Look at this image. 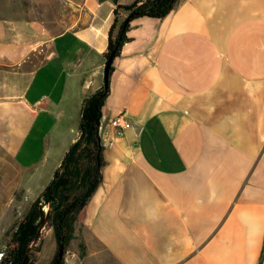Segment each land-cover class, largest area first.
Wrapping results in <instances>:
<instances>
[{
	"label": "crops",
	"instance_id": "obj_1",
	"mask_svg": "<svg viewBox=\"0 0 264 264\" xmlns=\"http://www.w3.org/2000/svg\"><path fill=\"white\" fill-rule=\"evenodd\" d=\"M77 2L92 23L54 36L0 18V145L43 190L105 86L115 6ZM128 36L104 115L129 123L63 264H264V0H180Z\"/></svg>",
	"mask_w": 264,
	"mask_h": 264
},
{
	"label": "trees",
	"instance_id": "obj_2",
	"mask_svg": "<svg viewBox=\"0 0 264 264\" xmlns=\"http://www.w3.org/2000/svg\"><path fill=\"white\" fill-rule=\"evenodd\" d=\"M105 1V0H100ZM180 0H136L130 5L114 4V20L108 33L106 62L114 53V60L121 55L122 48L132 39L128 36L132 22L141 18L164 19ZM114 64V62H113ZM110 67L109 83L89 96L83 104L79 124V137L56 170L54 178L31 204L26 214L17 220L9 233L6 249L0 264H37L33 258L35 249L28 252L40 226L49 211L48 228H53L57 241V253L52 264H63L65 253L74 238V224L78 215L90 201L102 181L105 164L102 135L108 118L104 108L110 96V78L114 65ZM60 251L63 252L60 256Z\"/></svg>",
	"mask_w": 264,
	"mask_h": 264
},
{
	"label": "rangeland",
	"instance_id": "obj_3",
	"mask_svg": "<svg viewBox=\"0 0 264 264\" xmlns=\"http://www.w3.org/2000/svg\"><path fill=\"white\" fill-rule=\"evenodd\" d=\"M80 0H0V18L17 21H41L52 35H57L67 29L80 30L92 23V13L87 7L78 4ZM31 176L20 169L13 156L0 145V257L6 249V242L14 224L28 211L31 204L44 191L41 186L47 183H33ZM49 213V211H47ZM47 225L42 230L37 242L31 248L35 249L33 258L38 262L42 255L43 238L46 239V250L51 242L56 241L53 228ZM52 223H50L51 227ZM55 237V236H54ZM58 250V247H57ZM56 250V253H57ZM70 248H67L69 252ZM70 253V252H69ZM49 253L46 251L39 264H49ZM0 258V260H1ZM65 262V261H64ZM38 264V263H37Z\"/></svg>",
	"mask_w": 264,
	"mask_h": 264
},
{
	"label": "built area",
	"instance_id": "obj_4",
	"mask_svg": "<svg viewBox=\"0 0 264 264\" xmlns=\"http://www.w3.org/2000/svg\"><path fill=\"white\" fill-rule=\"evenodd\" d=\"M128 123L129 118L125 112L108 119L107 125L103 130L102 146L104 148L112 147L115 144L116 138L123 137L125 135V128ZM70 255L71 254L67 252V256L64 257L65 262L68 261Z\"/></svg>",
	"mask_w": 264,
	"mask_h": 264
},
{
	"label": "water",
	"instance_id": "obj_5",
	"mask_svg": "<svg viewBox=\"0 0 264 264\" xmlns=\"http://www.w3.org/2000/svg\"><path fill=\"white\" fill-rule=\"evenodd\" d=\"M114 62V53L111 54V56L108 58L107 62H106V68H105V86L108 85L109 83V74H110V67L111 65L113 64ZM48 220H49V213H47L46 215V218H45V221L43 222V224L40 226L39 230H38V233L35 237V239L33 240L31 246L29 247L28 249V252H30L31 248L34 246V244L37 242L42 230L45 228V226L47 225L48 223ZM63 252L60 251V256H62Z\"/></svg>",
	"mask_w": 264,
	"mask_h": 264
}]
</instances>
